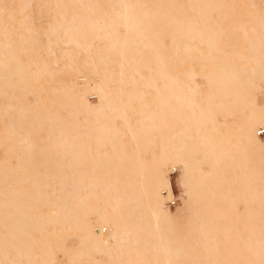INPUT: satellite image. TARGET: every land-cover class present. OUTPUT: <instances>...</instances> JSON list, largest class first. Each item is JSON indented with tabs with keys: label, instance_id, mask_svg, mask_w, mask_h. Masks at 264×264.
Returning <instances> with one entry per match:
<instances>
[{
	"label": "bare ground",
	"instance_id": "bare-ground-1",
	"mask_svg": "<svg viewBox=\"0 0 264 264\" xmlns=\"http://www.w3.org/2000/svg\"><path fill=\"white\" fill-rule=\"evenodd\" d=\"M259 126L264 0H0V264H264Z\"/></svg>",
	"mask_w": 264,
	"mask_h": 264
},
{
	"label": "rangeland",
	"instance_id": "rangeland-1",
	"mask_svg": "<svg viewBox=\"0 0 264 264\" xmlns=\"http://www.w3.org/2000/svg\"><path fill=\"white\" fill-rule=\"evenodd\" d=\"M198 80H200V79H198ZM89 99L92 101V102H94V103H97L98 102V96L96 95V94H90L89 95ZM261 137H264V134H262V135H260ZM175 168L176 169H173V172H172V177H173V180H174V184H175V186H174V189H175V193H176V195L179 193V189H178V187H177V185H176V178L178 177V176H180L182 173H184V170H185V165L184 164H182V162H178L177 164H176V166H175ZM175 199H177V200H174V204L173 205H169V207H170V209L172 210L173 209V211L174 210H176V207L179 205V199L178 198H175ZM116 231V228H115V226H113L112 227V229H111V232H110V234L111 233H113V232H115ZM108 230H105V233L106 234H108Z\"/></svg>",
	"mask_w": 264,
	"mask_h": 264
},
{
	"label": "built area",
	"instance_id": "built-area-1",
	"mask_svg": "<svg viewBox=\"0 0 264 264\" xmlns=\"http://www.w3.org/2000/svg\"><path fill=\"white\" fill-rule=\"evenodd\" d=\"M257 133H258L259 135L264 134V127L259 126L258 129H257ZM168 204H169V205H173V204H174V199L169 200V201H168Z\"/></svg>",
	"mask_w": 264,
	"mask_h": 264
}]
</instances>
